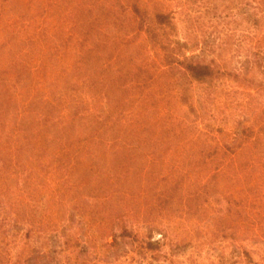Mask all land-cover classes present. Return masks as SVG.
Listing matches in <instances>:
<instances>
[{"label":"rangeland","instance_id":"374dc122","mask_svg":"<svg viewBox=\"0 0 264 264\" xmlns=\"http://www.w3.org/2000/svg\"><path fill=\"white\" fill-rule=\"evenodd\" d=\"M260 2L263 16L247 21ZM189 63L230 76L198 77L183 69ZM81 114L94 115L93 128ZM108 121L105 137L142 142L114 170L149 169L152 192L163 174L180 176L176 168L195 164L193 184L226 160L207 203L144 208L139 179L131 196L110 184L103 193L92 175L103 165L96 151L70 171L59 149H82ZM82 180L97 196L77 197L70 184ZM123 228L135 237L151 229L160 253L120 236ZM165 256L264 264V0H0V264H169Z\"/></svg>","mask_w":264,"mask_h":264},{"label":"trees","instance_id":"16d2710c","mask_svg":"<svg viewBox=\"0 0 264 264\" xmlns=\"http://www.w3.org/2000/svg\"><path fill=\"white\" fill-rule=\"evenodd\" d=\"M132 6H134V12L136 15L138 13L141 14L140 9L138 5L136 4V1L132 3ZM251 9L252 10H250L249 14L246 15L247 16L246 20L250 22L252 17L254 18L256 17L257 18L256 23H258V19L263 16V14H261V11L263 10L262 2H260L257 6L251 5ZM255 10H258V13H255L254 12ZM123 12H126L125 7H124ZM159 16H161V18L163 17L162 14H160ZM146 18L147 17L145 16L143 19H140L141 22L139 23V26H140V29L144 30L148 34L153 30L155 31V29H152V26H151L152 20L148 18L146 19ZM158 25H159L157 27L158 30H161V29L164 30V27L162 26V23L160 22V20L158 22ZM162 30L159 31V34L160 32H162ZM183 69L187 70L188 72L197 74L198 77L212 76L214 73L219 74V76H225V75L230 76V72L227 73V70L218 68L217 70L214 71L212 67L210 68L207 64H203L200 66L199 64L194 65L192 63H189L188 66L185 65V68ZM253 70H256V71L251 73ZM260 71H261L260 66L252 67L250 70V74L243 75V76H246V78H244V81H249L251 79H254L257 76L256 73ZM236 76L239 77L240 75L237 74ZM148 83L150 82L147 81L146 84ZM94 118H95L94 115L91 117H84L81 114L78 116L77 120H83V124L85 128H93L94 122H95ZM60 127H61L60 125L55 124V128L58 129ZM113 128H114V123L112 121H108V124L103 126L102 129L98 131H93V134L88 135L85 138H82L81 140H83L82 141L83 143L82 142L81 143L83 145V148L79 150H75L73 152H70L71 149L69 145L64 144V148L59 149V151L63 152L64 154H67V156L71 157V159H70V162H68V160H63L62 158L60 159L63 161H67V164H66L67 167L70 165L69 170L74 173V170L76 172V170L79 167L85 168L84 164L87 163L89 156L93 152L96 151V153L102 160L103 165H101L97 169H93V174H92L93 178H97L98 181L102 182L103 188L105 187V185H108V184H110L111 187H114L115 185L116 188L114 191L117 192L120 197H124L126 195L131 196L130 194H132L131 192L132 188L129 189L128 186L131 183L137 184V180L139 179L143 184L142 189H140V192H141L140 195L141 196L145 195V198H146V200L144 201L142 205L144 206V208L146 207L148 209H152L156 206H160L161 209L167 210V212L169 210L171 213L172 212L174 213L182 207V204H181L182 199H186V202L189 203L191 200H199L203 197L204 203H207L206 197L208 195V190L205 191V189L209 186L210 182H212V180L216 178V176L222 172L223 168L225 167L227 163L226 160H223L222 162L220 161V164L218 166H214L213 168H210L207 174H205L204 176H198L199 177V179H197L198 182L193 183V184L190 180V176L194 173V170L197 167L195 164L191 166L192 168H188L185 170H180L176 168L175 170L178 171V174L180 173V176L176 177L171 174H168V175L163 174L162 176H160L158 180V184H157L158 190L156 192H152L153 190L152 188H150V185L154 182V175L151 173L149 169L145 170L144 168L139 171V174L137 173L136 175H134V173H136L135 170L130 166H123L122 168L121 166H118L116 170H114L113 168L114 162L119 160L123 154L126 155V153H130L133 155L136 152H138L137 150L140 149L139 145H142V142L134 141L133 138H128V137H125L124 135H122V138L119 137L118 139L105 137V133L108 131H111ZM15 135H17L16 136L17 138H20L18 132ZM27 136H28V132L27 130H24V132L21 135V139H19L18 142L20 141V144L22 145L23 144L22 141L25 140ZM250 140H251V137H249L247 141H250ZM134 144H138V145H134ZM240 146L242 149L243 143H241L239 147ZM227 147L228 149H231L229 148V146ZM224 152L226 156H229L228 152L227 153L226 151ZM238 152L240 151L239 150L237 151L234 150L233 152L230 151L231 153L230 158L234 159V156H236ZM214 154L216 153L212 152V156ZM208 156H211V155L209 154ZM95 174L99 175V177H96ZM89 177H90V173H88V178ZM85 183H86L85 180H82L79 182H76V181L71 182L70 187H72V190L74 193L79 195V196L77 195V197L83 198L84 196H81L82 194L93 197L94 194H88L83 191V186L86 185ZM161 184L163 186L159 188ZM88 185L91 186L90 184ZM193 185H196L195 189L189 190V188ZM106 192L107 190L106 188H104L103 193H106ZM175 193H176V196H175ZM177 195L180 196L179 198L180 206L178 209L176 208V206L178 204L179 199H177V202H175L176 197L178 198ZM184 195H185V198H184ZM94 196H97V195H94ZM150 221H153L151 216H150ZM120 236L124 238L133 239L134 242H137L139 244V248L143 249L144 252H152L155 255L160 253L161 243L159 241L151 240V229L149 230L146 237L144 236L135 237L138 235L134 233V236H133L131 230H128L127 228H123L121 230ZM154 257L155 256H152L150 258L155 259ZM165 261L168 262L169 264H175L174 260L171 257L165 256Z\"/></svg>","mask_w":264,"mask_h":264}]
</instances>
